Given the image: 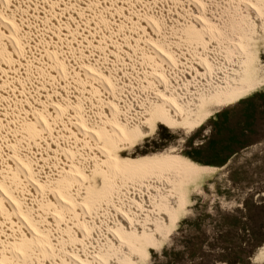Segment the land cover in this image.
Returning a JSON list of instances; mask_svg holds the SVG:
<instances>
[{"label":"bare ground","instance_id":"6f19581e","mask_svg":"<svg viewBox=\"0 0 264 264\" xmlns=\"http://www.w3.org/2000/svg\"><path fill=\"white\" fill-rule=\"evenodd\" d=\"M183 2L189 19L171 10L192 44L177 48L154 35L158 0H0V264H141L187 211L191 180L222 168L175 147L128 157L158 116L194 129L264 86V0L245 1L239 27Z\"/></svg>","mask_w":264,"mask_h":264},{"label":"rangeland","instance_id":"374dc122","mask_svg":"<svg viewBox=\"0 0 264 264\" xmlns=\"http://www.w3.org/2000/svg\"><path fill=\"white\" fill-rule=\"evenodd\" d=\"M158 1V7L154 6L152 10L157 9L160 22L166 24L165 27L161 24L162 30H156L154 35L162 36L167 45L172 42L171 45L177 48L187 47L188 40H181L186 28L183 30L178 26L179 22L174 18L175 10L181 8L185 19H189L188 9L185 10L187 5L183 2L184 6L179 7L180 0H163L162 4V0ZM205 1V10L221 17L229 26L232 22L239 27L242 16H248L247 11L251 10L245 4L247 0ZM148 6L151 7L146 4ZM215 40L222 50L219 58L225 61L229 44L224 43V37V41ZM254 40V56L259 58L260 74H264V28H260ZM102 59V64L113 65L111 59L110 62L107 58ZM228 62V65L232 63ZM215 109L214 115L194 129L171 128L158 116L152 132L134 152L126 151L130 153L131 164L175 147L178 154H172L188 166H222L211 175H200L191 180L187 186V211L179 214L176 223H170L168 238L163 239L160 248L150 249V257L143 255L141 264H259L254 258L264 244V86L241 93L226 106Z\"/></svg>","mask_w":264,"mask_h":264},{"label":"trees","instance_id":"16d2710c","mask_svg":"<svg viewBox=\"0 0 264 264\" xmlns=\"http://www.w3.org/2000/svg\"><path fill=\"white\" fill-rule=\"evenodd\" d=\"M193 158V157H192Z\"/></svg>","mask_w":264,"mask_h":264}]
</instances>
